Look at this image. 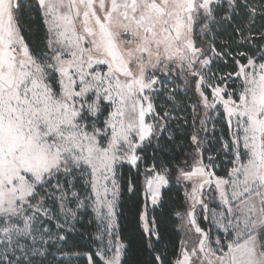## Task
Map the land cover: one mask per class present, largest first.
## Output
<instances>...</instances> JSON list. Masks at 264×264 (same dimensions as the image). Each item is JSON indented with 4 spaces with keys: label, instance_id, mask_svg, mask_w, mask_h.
<instances>
[{
    "label": "snow or ice",
    "instance_id": "snow-or-ice-1",
    "mask_svg": "<svg viewBox=\"0 0 264 264\" xmlns=\"http://www.w3.org/2000/svg\"><path fill=\"white\" fill-rule=\"evenodd\" d=\"M0 264H264V0H0Z\"/></svg>",
    "mask_w": 264,
    "mask_h": 264
},
{
    "label": "trees",
    "instance_id": "trees-1",
    "mask_svg": "<svg viewBox=\"0 0 264 264\" xmlns=\"http://www.w3.org/2000/svg\"><path fill=\"white\" fill-rule=\"evenodd\" d=\"M33 15H34V13H33ZM35 27H36V25H33V28H35ZM209 127H211V126H209ZM221 134H224L225 138H227V125H226V123H224L222 121L216 124V132L214 135L216 138H218ZM206 147H209L212 150L210 153H206V155L207 154H215L216 150L220 147L218 139H214L213 134L211 132L208 135V142L206 144ZM218 163L221 164V169L217 171V175H225L226 170L231 167V164L228 163L223 158V156H221L220 160H218ZM177 189L179 191H177ZM183 193H184V188L181 187L180 185L177 184L173 187L172 196H173V199L177 200L176 207H179V205L181 203H183V201H184ZM90 219H92L91 209H88L87 213H86V219L84 221L86 226L88 224V220H90ZM173 220L175 221V225H179V223H180L179 219L173 217ZM204 226L205 227L207 226V222H205ZM181 235H182V233H180L178 230L175 231V233H174V241H175L177 247L179 246Z\"/></svg>",
    "mask_w": 264,
    "mask_h": 264
},
{
    "label": "rangeland",
    "instance_id": "rangeland-1",
    "mask_svg": "<svg viewBox=\"0 0 264 264\" xmlns=\"http://www.w3.org/2000/svg\"><path fill=\"white\" fill-rule=\"evenodd\" d=\"M219 199L217 198L216 200H213L210 204V207H217L219 205Z\"/></svg>",
    "mask_w": 264,
    "mask_h": 264
}]
</instances>
